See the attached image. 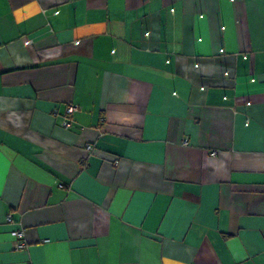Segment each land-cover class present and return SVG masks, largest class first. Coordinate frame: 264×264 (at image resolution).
<instances>
[{
    "label": "crops",
    "instance_id": "0c3cea01",
    "mask_svg": "<svg viewBox=\"0 0 264 264\" xmlns=\"http://www.w3.org/2000/svg\"><path fill=\"white\" fill-rule=\"evenodd\" d=\"M0 264H264V0H0Z\"/></svg>",
    "mask_w": 264,
    "mask_h": 264
},
{
    "label": "built area",
    "instance_id": "2783aa9c",
    "mask_svg": "<svg viewBox=\"0 0 264 264\" xmlns=\"http://www.w3.org/2000/svg\"><path fill=\"white\" fill-rule=\"evenodd\" d=\"M28 43H31V40L27 41ZM80 106L77 104H70L66 110V113L62 119V125L64 127H70L71 126V118L75 111L79 110ZM187 141V139L185 140ZM87 149L89 151L94 150V144L90 143L87 145ZM120 161L116 160L115 164H118ZM6 220L8 223H15L14 216L12 213L8 214L6 216ZM11 234L15 240V248L16 250H23L27 247V240H26V230L23 227H17L11 231Z\"/></svg>",
    "mask_w": 264,
    "mask_h": 264
}]
</instances>
